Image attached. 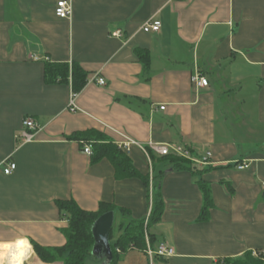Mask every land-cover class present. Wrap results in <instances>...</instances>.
<instances>
[{
  "label": "crops",
  "instance_id": "obj_1",
  "mask_svg": "<svg viewBox=\"0 0 264 264\" xmlns=\"http://www.w3.org/2000/svg\"><path fill=\"white\" fill-rule=\"evenodd\" d=\"M58 1L0 0V163L16 164L8 175L0 167V264L26 251L23 264H63L41 260L32 246L64 245L57 200L87 211L111 203L146 219L154 179L163 209L149 243L164 242L174 254L127 249L118 264H212L264 251V0H67L69 18L55 14ZM149 18L161 22L159 32L141 29ZM46 63L79 65L87 82L74 93L70 82L47 81ZM195 73L207 87L194 85ZM26 117L38 129L21 144ZM91 128L148 150L122 148L148 175V189L137 178L117 179L107 159L91 163L68 138ZM151 144L211 153L209 165L196 166L207 170V219L199 218L200 177L172 170ZM242 160L249 166L237 170ZM113 213L117 226L125 217Z\"/></svg>",
  "mask_w": 264,
  "mask_h": 264
},
{
  "label": "trees",
  "instance_id": "obj_2",
  "mask_svg": "<svg viewBox=\"0 0 264 264\" xmlns=\"http://www.w3.org/2000/svg\"><path fill=\"white\" fill-rule=\"evenodd\" d=\"M45 78L47 81L70 82L72 91L79 92L87 82V73L79 66L72 65L71 69L67 64H45ZM69 139L76 140L83 147L84 143L91 146V163L107 159L114 168L115 177L137 178L148 189L149 178L147 174H142L134 168L127 152L118 146L106 133L97 129H86L78 131ZM151 153V150H149ZM164 161L172 165V170H188L193 175L199 176V189L203 196V205L200 219L208 217V211L213 206L209 183L201 178L206 169H197L188 159L174 155H162ZM158 179V178H157ZM153 200L148 217L145 219H133L130 212L122 207H115L111 203L100 202L96 211L81 209L73 199L57 200L56 204L67 221V227L63 229L65 243L59 247H42L32 243L33 249L38 257L45 262L61 261L63 264H88V260L93 257L92 248L94 238L92 235V225L94 221L104 212L119 211L125 217L116 226L118 235L115 237L113 226L109 232V242L111 246V260L107 264H118L121 253L127 249H146L145 234L149 242H154L153 235L148 232L150 226L156 222L163 209L162 197L159 192V180L154 179ZM152 246V245H151ZM119 249L120 251H117ZM259 254L254 255L251 250L244 251L241 255L222 257L216 259L212 264H264L263 250H256Z\"/></svg>",
  "mask_w": 264,
  "mask_h": 264
},
{
  "label": "built area",
  "instance_id": "obj_3",
  "mask_svg": "<svg viewBox=\"0 0 264 264\" xmlns=\"http://www.w3.org/2000/svg\"><path fill=\"white\" fill-rule=\"evenodd\" d=\"M72 7L70 1L67 0H60L57 2L55 6V14L60 18H69L71 16ZM141 29L144 32H159L161 29V22L154 18H149L147 21H145L141 27ZM114 36L119 35L118 31L113 33ZM96 82L99 85H104L105 80L102 77H96ZM192 81L196 87H207L208 86V80L203 77L202 75L195 73L192 76ZM73 95H71L70 103H69V110L75 111L76 106L74 105V99ZM164 107L161 106L160 109H163ZM38 129V125L35 122V120L32 117H26L23 120L22 127L17 133V140L19 143L24 144L31 142L34 139L35 132ZM136 144L141 147V149L148 154V150L141 146L139 143L132 141V140H126L123 143H119L118 145L121 148H124L127 150L130 145ZM150 149L159 154V155H168V154H174L183 158L188 159L193 165L197 167H204L209 165L210 161L209 158L211 157L210 152H206L202 156L195 155L190 149L181 146V145H170V144H151ZM82 151L88 155L92 153L91 146L87 143L83 144ZM250 161L248 160H242L240 162L235 163V167L237 170L246 169L249 166ZM0 167L2 168V171L4 174L8 175L11 174L15 168L16 164L15 162L5 159L0 163ZM146 239V253L152 257V256H160V257H170L174 254V249L167 245L164 242H161L157 245L156 248H153L150 243L147 234H145ZM117 251H120L117 249ZM264 252V251H263ZM252 253L254 255L259 254L256 250H253Z\"/></svg>",
  "mask_w": 264,
  "mask_h": 264
},
{
  "label": "water",
  "instance_id": "obj_4",
  "mask_svg": "<svg viewBox=\"0 0 264 264\" xmlns=\"http://www.w3.org/2000/svg\"><path fill=\"white\" fill-rule=\"evenodd\" d=\"M113 219V211L104 212L94 221L91 228L94 238L92 255L98 258H104V264H107L111 260L109 232L113 226Z\"/></svg>",
  "mask_w": 264,
  "mask_h": 264
},
{
  "label": "bare ground",
  "instance_id": "obj_5",
  "mask_svg": "<svg viewBox=\"0 0 264 264\" xmlns=\"http://www.w3.org/2000/svg\"><path fill=\"white\" fill-rule=\"evenodd\" d=\"M27 254H28V251H26L24 254L20 256L7 257L6 264H23V261L28 256Z\"/></svg>",
  "mask_w": 264,
  "mask_h": 264
},
{
  "label": "rangeland",
  "instance_id": "obj_6",
  "mask_svg": "<svg viewBox=\"0 0 264 264\" xmlns=\"http://www.w3.org/2000/svg\"><path fill=\"white\" fill-rule=\"evenodd\" d=\"M116 232H117V230H116V224H114V225H113V233L116 234ZM88 261H89V260H88ZM88 264H90V263L88 262Z\"/></svg>",
  "mask_w": 264,
  "mask_h": 264
}]
</instances>
